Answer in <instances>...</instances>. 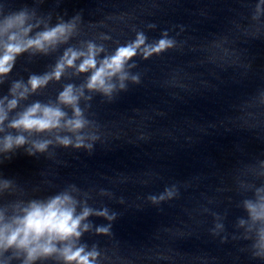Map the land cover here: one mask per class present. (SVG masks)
Listing matches in <instances>:
<instances>
[{
    "label": "clouds",
    "instance_id": "9594fccd",
    "mask_svg": "<svg viewBox=\"0 0 264 264\" xmlns=\"http://www.w3.org/2000/svg\"><path fill=\"white\" fill-rule=\"evenodd\" d=\"M10 51H19V49H10ZM134 54L132 50H122L120 58L115 59V65H108V68L115 70L122 63V60L125 58H129ZM12 57L10 55H5L2 59H0V73L7 72L8 68L4 65L10 60ZM71 63V61H69ZM87 66H93V62L91 60L86 61ZM82 66V69L83 70ZM103 69L96 73V75L92 78V83L89 85L90 87L95 84H103L102 74ZM59 75V73H57ZM40 83L39 80L33 79L32 85L35 88ZM64 99L66 101H70L72 98L65 93ZM32 111H35L33 109ZM48 119H32L29 116H26L22 121L19 122L20 125L26 128L37 127L39 129H44L50 126L53 122L52 117L59 116L60 114L47 112L45 113ZM79 221L74 220L72 217V213L70 210L62 209L58 206V202L54 201L45 209L36 208L33 210L24 221L23 228V239L20 241L21 244L28 243V237H40L45 234L49 235H59L61 237H65L67 235L74 234L76 232V228L78 226ZM17 240V234H13L8 243H14ZM79 255V253L74 254V256L69 257V259H74Z\"/></svg>",
    "mask_w": 264,
    "mask_h": 264
}]
</instances>
